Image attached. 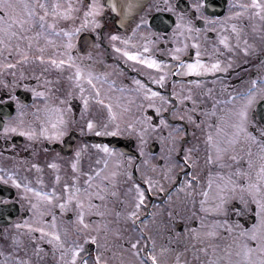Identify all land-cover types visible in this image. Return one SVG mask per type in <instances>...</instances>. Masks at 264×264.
Segmentation results:
<instances>
[{
  "label": "flooded vegetation",
  "instance_id": "1",
  "mask_svg": "<svg viewBox=\"0 0 264 264\" xmlns=\"http://www.w3.org/2000/svg\"><path fill=\"white\" fill-rule=\"evenodd\" d=\"M99 2L105 3V0H99ZM112 3L116 5V11H112L107 6ZM174 3L175 0H107L106 16L102 21L103 32L98 35L97 33L101 32L100 29L93 30L89 27L83 29L78 36L73 37L72 42L75 47L69 51L76 57L74 63L80 67L82 72L79 82L70 78L74 76L75 68L65 67L58 70L39 61L22 63L15 69L0 70V81H6L8 85V88H5L3 83H0V96L12 89L13 94L19 96L21 102L28 105L22 109L27 114L26 121L33 118L31 113L34 107L43 108L44 106L42 97H33V89L37 92L48 93L50 103L59 104V100L63 98L72 104L76 114V118L68 126L69 134L65 135L62 141L46 139L30 141L20 133L5 134L0 130V175H4L8 180L7 172H13L15 179H18L21 184L27 183L29 188L50 191L55 187L57 192L66 198L67 194L63 189V184L72 183V176L78 175L71 168V163L75 159V151L81 145H88L83 149L79 160L78 166L81 173L89 172L95 167L103 168V160L106 158L108 167L102 175L108 176L113 171L118 173L115 177L116 182L107 187L109 195L103 202L106 207L99 209L106 215L99 217L96 215L97 210L93 209L91 214L85 216V222L92 225L88 231L92 235L99 236L98 243L101 245L103 259L108 264H120L121 261L137 264L131 250L121 249L119 243L123 241L124 237L131 239L138 233L133 230L130 221L126 223L123 215L118 217L116 213L130 210L132 203L128 202L129 188L133 181L140 183L141 187H145L142 180L147 176L159 180L160 184L156 185L153 192L146 191V200L138 216L140 221L147 220L143 227L145 233L150 234L156 241V252L161 264H177V253H180L179 259L183 264H201V261H205L208 257L204 253L194 252V249L215 245L218 254H222L225 246L231 243V237L226 234L223 228L215 229L219 233L217 237L203 235L211 229L214 220L229 219L231 222L237 219L232 215L221 217L212 212H204L200 207L199 202L203 199L200 192L207 187L208 173H227L230 170L228 167L221 168L218 162L211 165L207 163L209 144L206 141V135L210 131L207 125L214 124L217 116L227 107L223 104L216 105V116H213L214 98L223 100L230 95L231 90L240 92L247 89L257 76L264 77V20L253 15L255 9L249 8L242 11L240 8V5H250L252 0H203L204 7L196 12L195 16H193L195 10L189 9L184 17V22L191 20L193 27L200 28L201 31L199 35L195 33L187 35V29L176 27L175 14L166 9L167 5ZM193 3H197V0H181V7ZM129 4L132 5L130 11L128 10ZM234 12L242 14L239 17H233L231 13ZM141 17L149 21V26L136 28ZM203 18H208L209 22L205 24ZM217 18L223 23V27H221V23L212 22ZM76 24H79V20L76 21ZM232 24H236L239 30V43H237V33L232 30ZM60 26L70 28L72 22L61 23ZM133 29H136L135 34H133ZM174 32H183L184 35L176 36L173 34ZM112 33L122 37L121 40L114 42L118 48L142 52L143 55H151L156 60L163 61L161 67L168 73L163 84L153 83V80L164 75L160 69L141 64L138 60H130L116 52L111 47L113 42L109 39ZM220 36L229 38L230 49H226L219 43ZM128 37L131 38L130 43L124 44L123 39ZM193 38L201 45L199 51L202 59L211 63L214 59L219 58L224 65L231 63L232 67L229 68V72L217 71L206 74H184L183 70L177 72L179 61L175 59L172 52L176 48H183L187 41L188 48L179 52L178 55L181 60L189 62L195 60L196 49L193 46ZM146 40L150 41L147 44L149 53H143ZM43 43L41 40V44ZM244 47L249 48L247 55L242 51ZM217 48L223 55L216 54ZM33 53L39 54L35 48ZM44 54L46 57L52 55L56 59H66L63 50L56 52L51 47L46 48ZM229 56L232 57L231 61L228 60ZM12 72L16 73L15 77L11 75ZM89 73L92 74V83L100 89L99 99L104 101L103 104L95 98V90L86 79ZM13 79L17 80V86H13ZM135 80H141L149 88L161 92L163 96L168 97L171 104H165L159 98H146L143 89L139 92L136 91L139 86L134 83ZM189 80H200L202 83L197 86L189 84ZM24 84H27L28 87H22ZM221 84L231 85V89H223ZM81 86L84 88L83 96L89 97L84 119L79 115L80 109L83 107ZM189 88L192 89L191 93L188 92ZM208 89H211V95L208 94ZM173 91L177 93V96L171 95ZM188 95L192 96L196 105H193L191 100L181 102L177 98ZM149 102L155 103L162 111L157 113L155 108H146L145 106ZM109 103L113 105V111L117 113L116 122L120 124L121 134L98 135L100 128L88 132L86 119H93L98 125L107 123L109 124L108 131L114 132L115 124L108 120L107 104ZM194 107L197 111L193 113L190 110ZM10 108L12 115L15 116L14 103L10 105ZM142 108L148 116L153 118L154 123H159V117L163 116L173 128H180V131L175 133L179 138L177 147L193 148V157L199 155L194 171L191 167L179 164L177 169L171 173L173 179H162L161 168L164 164L163 157L166 154L167 144H161L155 134L149 137L145 148V151L152 155L144 157L147 163H142L138 154L137 138L135 134L129 135L124 124L125 121H132L135 117L140 116ZM0 112H3L2 107H0ZM189 115H194L195 123L188 120ZM200 120H204V123H200ZM197 124L199 127L196 126ZM80 128H84V132H80ZM211 131L214 133L215 129L213 128ZM95 144H107L109 147L115 148L118 153L123 152L124 157L116 155L108 158L102 150L94 147ZM162 148L165 149V152L161 151ZM253 151L255 152V148ZM237 152H240L239 148ZM128 155L135 158L131 167L125 168L123 163L119 165L116 163L117 160H125ZM182 155L181 152L177 159ZM231 155L233 154L228 153L223 162L225 165H232L234 169L237 165L229 158ZM97 160H100L101 163L97 164ZM52 163L57 164L58 167H49ZM34 165H39V167H34ZM136 165H139V168ZM154 166H156L155 173L152 171ZM126 171L132 172V179H128L124 175ZM189 171H193V175H198L200 180L199 184L193 185L195 192L192 195H189L190 189L178 191L174 187L177 183V174L179 173L178 180L182 182L185 179L184 173ZM57 175L60 177L59 182L55 179ZM79 175L80 186L83 187L86 176ZM212 179L218 180L215 176ZM161 185L163 191H160ZM214 190L215 184L213 192L209 195L208 204H214L212 199ZM112 192H115L116 195H110ZM24 193V188H17L10 180L8 183L0 181V261L6 260L8 264H15V256L20 255L21 259L30 258L33 264H61L59 250L52 251L53 246L47 242V237L41 241L39 232L15 227L17 223L22 224L24 220H28L34 229L41 226L36 218L37 211L32 209V204L37 203V197L31 192L27 196ZM193 200L195 204H193ZM5 201L8 203L5 204ZM123 201L127 203H122ZM59 202L58 197L54 198L53 204L39 201V210L44 212L43 219L50 223L52 215H55L57 226L62 235L67 229L68 233L75 237L77 235V205L75 202H71L61 212L58 208ZM94 203H100V201L94 200ZM229 204L240 209L242 214L244 213L238 199L230 200ZM246 219L248 216L243 215L241 223ZM102 221L108 222L107 237H105L103 228L99 233L95 231L96 225ZM194 228L201 233V236L196 237L192 234L191 230ZM48 230L50 231L51 228L49 227ZM116 230H119L123 235L116 237L114 235ZM233 235L235 234L233 233ZM13 237H19L20 253L15 251L17 245L13 241ZM37 243L41 244V249L36 248ZM161 248L167 251L161 253ZM37 252H39V256L36 255ZM122 252L123 255H121ZM8 253H11V256ZM93 254H95L94 246ZM209 255H211V247ZM233 259L236 257L233 256Z\"/></svg>",
  "mask_w": 264,
  "mask_h": 264
},
{
  "label": "snow or ice",
  "instance_id": "2",
  "mask_svg": "<svg viewBox=\"0 0 264 264\" xmlns=\"http://www.w3.org/2000/svg\"><path fill=\"white\" fill-rule=\"evenodd\" d=\"M105 3H100L99 0H0V70L3 69H15L19 64H26L30 61H39L40 63H47L52 67L61 70L65 67L75 68L74 76L70 78L75 79L77 82L82 77L81 69L74 63L76 57L71 54L70 49L74 48L73 37L78 36L83 29L91 27L93 30L100 29V35L103 32L104 25L102 21L105 19L106 12ZM112 11H116V5L114 3L107 4ZM204 7L203 0H197V3L191 5L185 4L181 7V0H175L174 4L166 6L167 11L175 14V23L178 29H187V35L195 33L199 35L201 29L194 28L192 21L188 20L184 22L185 14L189 9L196 12ZM132 5H128L130 11ZM240 8L247 10L249 8L255 9L253 15L259 16L261 20H264V2L262 0H252V3L240 5ZM241 12L231 13L233 17H239ZM205 24L209 22L208 18H203ZM79 20V24L76 21ZM72 22V26L61 27V23L67 24ZM212 22L221 23L220 19H214ZM141 26H149V21L141 17L136 28ZM221 23V27H223ZM232 30L237 33V43H239V30L236 24L231 25ZM136 29H133L135 34ZM176 36L184 35L183 32H174ZM110 41L113 43L111 47L116 52L121 53L124 57H127L133 61H139L141 64L147 65L154 69H160L164 72L158 79L153 80L155 84H163L167 72L161 67L163 61H158L151 55H143L142 52L128 51L125 48H118L115 41L121 40L122 37L116 33H112L109 36ZM43 40V44H41ZM131 38H124V44L130 43ZM150 41H145L143 47V53H149L147 44ZM219 43L224 45L226 49H230L229 38L227 36H220ZM193 46L196 49V59L181 60L178 55L179 52L188 48L187 41L183 48H176L173 50L172 55L179 61L177 66V72L183 70L184 74L193 73H215L217 71L228 73L229 68L232 67L231 63L224 65L223 61L219 58L214 59L213 62H206L201 58L199 51L201 45L193 38ZM51 47L56 52L63 50L66 55V59H56L52 55L45 56V49ZM215 48V45L213 46ZM39 53L34 54L33 49ZM242 51L247 55L249 48L244 47ZM216 54L219 53V49H216ZM213 55V54H209ZM18 58V59H17ZM90 58V57H89ZM228 60L231 61L232 57L229 56ZM231 75V73H229ZM13 77L16 76L15 72H12ZM23 75V73H21ZM88 83L92 85L95 90V98L99 100V103L103 104L104 101L99 99L100 89L92 83V74L86 77ZM5 88H8L6 81H0ZM17 80L13 79V86H17ZM134 83L139 87L136 89L139 92L143 89V94L146 98H159L165 104H171L168 97L163 96L161 92L155 91L144 84L141 80H135ZM189 84L201 85L200 80H189ZM264 77L257 76L250 83L247 89L240 92L231 90L223 100H215L212 104V115L216 116V105H226L223 112L217 116V120L214 124H208L207 127L210 131L206 135V141L209 144L207 163L209 165L218 162L221 168L228 167L230 170L227 173L216 172L208 173L207 187L204 188L200 195L203 199L200 200L201 210L204 212H212L221 217H229V215L237 217V219H221L214 220L212 222L211 229L203 235L208 237H217L219 233L215 230L217 228L225 229L226 234L231 237V243L225 246L222 254H218V249L215 245H206L201 249H194V252L204 253L208 258L205 261H201V264H264ZM22 87L27 88L28 85L24 84ZM223 89H231V85L221 84ZM84 88L80 87L81 99L83 101V107L80 109V118L86 117V110L88 109L89 97L83 96ZM188 92L191 93L192 89L189 88ZM208 94L211 95V89H208ZM33 97H42L44 99L43 108L34 107L31 113L33 117L30 120H25L27 115L22 109L28 107L27 104L22 103L19 96L13 94L12 89H9L2 96H0V107L3 108V112H0V130L3 133H20L23 137H27L30 141H37L41 139L62 141L65 135L69 134V124L76 118L75 110L71 103L61 98L59 104L50 103L49 95L44 91L37 92L32 90ZM172 96H177V93L173 91ZM179 100H191L193 105H196V101L192 99L191 95L177 97ZM14 103L15 116L12 115V109L10 105ZM64 105V107H61ZM231 105V106H228ZM148 109L155 108L157 113H160L162 109L155 103L149 102L145 106ZM108 120L115 124L114 132H109V124L98 125L93 119H86V129L88 132H93L97 128H100L98 135H112L121 134L120 124L116 122L117 113L113 111V105L107 104ZM174 111V109H172ZM193 113L197 111L194 107L191 109ZM202 111V109H201ZM184 119V117H181ZM188 120L195 123L194 115H189ZM200 123H204V120H200ZM125 127L128 130L129 135L135 134L137 138V148L139 157L142 163H147L144 157H151L150 152H146L145 148L148 144L149 137L155 134L161 144H167L166 154L163 157L164 164L161 168L163 172L162 179L171 180L173 177L171 173L175 171L179 164L184 167H191L195 170L199 160L197 154L193 157V148H178V137L175 133L180 131L179 127L173 128L163 116L159 117V123H154L153 118L148 116L144 109H141V115L135 117L132 121H125ZM199 127V125H196ZM215 129L213 133L211 129ZM167 129V131H165ZM84 128H80V132H84ZM88 145H81L75 151V159L71 163V168L78 175L72 176V183H64L63 189L66 192V198L61 196L53 187L50 191H39L36 188H29L28 184H21L18 179H15L13 172H7L8 180L11 181L17 188L25 189V196L29 192L33 193L37 197V203L32 204V209L37 211V220L41 226L33 228V225L24 220L22 224L17 223L15 227L17 229L23 227L30 231L39 232L40 240L43 241L47 237V242L53 246L52 251L59 250L61 264H108L103 259V253L101 251V245L98 243L99 236L92 235L88 230L92 227L91 224L85 222L86 214H91L93 209H96V215L104 217L106 213L99 211L102 207H106L103 204L107 196L109 195L107 187L110 184H114L117 172L113 171L108 176L102 175L104 170L108 167V159L103 160L104 167H95L90 169L89 172L81 173L79 168V160L83 149ZM94 147L98 150H102L106 157L110 158L116 155L124 157L123 152H117L115 148L109 147L107 144H95ZM240 152H237V149ZM255 148V152L253 149ZM246 149V151H245ZM165 152V149H161ZM183 153L182 157L177 159L180 153ZM215 153V155H213ZM232 153L229 158L237 165L234 169L232 165L224 164V157ZM240 153H244L241 155ZM134 157L128 155L125 160H117L119 165L124 164L125 168L131 167L134 161ZM97 164L101 161L97 160ZM39 167V165H34ZM49 167L57 168L58 165L52 163ZM139 168V165H136ZM153 173L156 171V166L152 169ZM193 171L184 173L185 179L181 182L178 180L174 185L179 191L180 189H190L189 195L195 192L194 184H199V176L193 175ZM86 176L84 180V186H80V175ZM124 175L128 179H132V172L126 171ZM218 178L214 181L212 177ZM59 182L60 177H55ZM4 175H0V181L8 183ZM145 187H141L140 183L133 181L129 191H135L134 202L130 206V210L123 213L117 212L116 216L123 215L125 222H131L132 228L138 233L136 237L131 239L124 237L123 241L119 243L121 249L131 250L132 255L136 258L137 264H161V260L156 252V241L150 234H146L143 225L147 223V220L140 221L138 213L141 211L142 206L146 200V191L153 192L157 184H160L159 180H154L152 176H147L142 180ZM42 183V181H41ZM215 184L214 195L212 199L214 204H208L209 195L213 192V185ZM161 185L160 191H163ZM110 195L115 196L116 193L112 192ZM59 198L58 208L63 212L69 203L75 202L77 205V235L71 236L67 229L64 230L63 235L57 226L56 216L52 215L51 222L43 219L44 212L40 211L39 201H44L48 204H53L54 198ZM238 199L244 209L242 214L241 210L234 205L229 204L230 200ZM94 200H99L100 203H94ZM5 204L8 202L5 201ZM122 203H127L123 201ZM193 204L195 201L193 200ZM243 215H247L248 219L241 223ZM47 226V227H46ZM51 228L49 231L48 228ZM104 229L105 237L108 236V222L102 221L96 225L95 231L100 232ZM192 234L196 237L201 236L195 228L191 230ZM233 233L235 235H233ZM116 237H121L123 234L116 230L114 232ZM35 239V237H33ZM13 241L17 245L15 251L21 252L19 245V237H13ZM93 246L95 247V254H93ZM107 246V244H106ZM41 244L37 243L36 248L41 249ZM211 247V255H209V248ZM167 251L164 248L160 249L163 253ZM11 256V253H8ZM39 256V252L36 253ZM115 255V253H113ZM123 255V252L121 253ZM233 256L236 259H233ZM67 257V259H66ZM180 253L176 254L177 264H183L179 259ZM199 258L198 255L196 257ZM15 264H33L30 258L21 259L20 255H16ZM0 264H8V262L0 261ZM120 264H129V262L121 261Z\"/></svg>",
  "mask_w": 264,
  "mask_h": 264
},
{
  "label": "rangeland",
  "instance_id": "3",
  "mask_svg": "<svg viewBox=\"0 0 264 264\" xmlns=\"http://www.w3.org/2000/svg\"><path fill=\"white\" fill-rule=\"evenodd\" d=\"M128 202H130V203H133L134 202V197H135V191H133V192H130L129 194H128Z\"/></svg>",
  "mask_w": 264,
  "mask_h": 264
}]
</instances>
